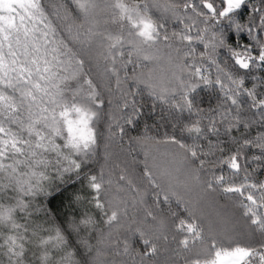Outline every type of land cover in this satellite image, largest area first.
I'll return each instance as SVG.
<instances>
[{"label": "snow or ice", "instance_id": "obj_1", "mask_svg": "<svg viewBox=\"0 0 264 264\" xmlns=\"http://www.w3.org/2000/svg\"><path fill=\"white\" fill-rule=\"evenodd\" d=\"M0 264H264V0H0Z\"/></svg>", "mask_w": 264, "mask_h": 264}, {"label": "trees", "instance_id": "obj_2", "mask_svg": "<svg viewBox=\"0 0 264 264\" xmlns=\"http://www.w3.org/2000/svg\"><path fill=\"white\" fill-rule=\"evenodd\" d=\"M80 187V181L69 180L58 190L52 193L49 197L48 206L51 207L58 215L63 217L68 212V200L70 199V194Z\"/></svg>", "mask_w": 264, "mask_h": 264}]
</instances>
